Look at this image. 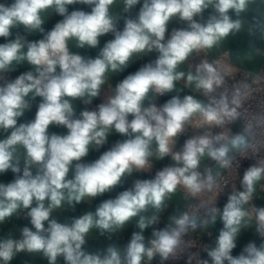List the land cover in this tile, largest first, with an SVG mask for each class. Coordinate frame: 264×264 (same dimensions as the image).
Returning a JSON list of instances; mask_svg holds the SVG:
<instances>
[{"label": "clouds", "instance_id": "clouds-1", "mask_svg": "<svg viewBox=\"0 0 264 264\" xmlns=\"http://www.w3.org/2000/svg\"><path fill=\"white\" fill-rule=\"evenodd\" d=\"M74 4L89 5L91 11L69 12L68 6ZM118 4L128 13L141 0L0 3V38L5 40L0 43V133L4 134L0 174H15L11 182L0 183V224L22 214L32 226L23 227L19 239L0 238V264H11L20 253L40 255L48 264H59L61 259L63 264H153L157 258L165 264L190 248L184 239L189 232L214 225L217 217L223 227L215 247L206 249L211 264H264V207L252 203L257 185L264 193V159L244 171L240 189L228 195L222 210L208 207L201 217L199 208L206 203L201 200L191 211L170 215L164 228L153 229L151 238L146 240L144 235L159 223L178 190L199 199L219 188V173L214 174L211 167L201 170L205 158L228 169L235 154L244 156L264 147V109L251 112L245 107L257 91L253 87L257 81L228 87L230 73L220 60L207 58L241 33L250 37L244 58L264 54L256 43H264V0H143L135 18L124 19L122 30L117 27L121 16L113 11ZM52 13L63 19L45 31V19ZM172 21L186 27L172 29L166 38ZM32 33L42 38L29 41L26 37ZM109 33L114 38L95 58L70 51L73 42L78 49L97 48L100 37ZM153 52L158 54L154 61L112 88L110 74ZM193 57L202 58L183 70ZM25 63L30 70L5 79V74ZM181 83L204 99L181 97L182 88L177 87ZM105 85L103 102L77 116L75 101L90 105ZM173 92L177 94L157 105L159 97ZM37 97L34 119L18 123ZM237 121L243 122L242 128L233 134L228 126ZM50 126H62L67 134L50 133ZM189 128L201 131L175 150ZM217 128L223 131L215 132ZM112 133L125 139L94 162H83ZM166 157L173 163L150 179H136L131 188L104 200L95 211L64 223L52 218L57 210L112 191L134 172H149L153 161ZM131 221L139 231L123 248L110 244L103 250H86L93 230L111 239ZM253 222L261 243L250 241L233 256L241 230ZM209 259L190 253L187 264H209Z\"/></svg>", "mask_w": 264, "mask_h": 264}, {"label": "crops", "instance_id": "crops-1", "mask_svg": "<svg viewBox=\"0 0 264 264\" xmlns=\"http://www.w3.org/2000/svg\"><path fill=\"white\" fill-rule=\"evenodd\" d=\"M12 0H0V3H11ZM143 0H141V4H138L135 6L134 9L131 10V12L125 13L123 12V5L118 4L114 7L113 11L120 14L121 19L118 22V29L122 30L124 27V19L125 18H135V16L138 14L140 7L142 6ZM69 12L73 10H83L86 12L91 11V6L84 5V4H74L68 6ZM211 9L205 12L204 16L205 18L209 14ZM63 17L56 13L50 14L45 19V23L43 25L45 31H50L54 25L62 20ZM199 19V18H197ZM186 27V25L179 21H172L168 25V32L166 33V38L168 35H170L172 29L174 28H182ZM15 36V31L13 33V37ZM29 41H34L42 38V34L40 33H32L28 34L26 37ZM114 36L112 33L106 34L102 37H100V43L97 48H86V49H78L75 47L74 42L70 44V51L73 53H78L86 57H92L95 58L98 55V52L100 48L104 46V44L113 39ZM0 43H5V40L3 38H0ZM257 45L264 51V43L257 41ZM250 45V37L246 33H241L235 37H230L225 43L218 49L213 50L209 57L211 59L217 57L220 53L226 51L229 52L231 55L232 63L235 67L246 69L253 74H257L260 71L264 70V55H255L251 60L244 58L245 52L248 50ZM157 53L153 52L150 54H147L145 56H142L134 61H132L129 66L124 69L122 72L114 73L109 75V83L111 84L112 88H115V85L122 81L127 75L134 73L137 71L140 67H142L144 64L152 62L156 59ZM30 65L27 63L19 65L15 71H12L15 76L20 75L21 73L30 70ZM188 63L182 66L183 70L188 69ZM178 88H182V91L180 92L181 97L183 95H194L197 96L199 99H204L203 96H201L199 93L192 92L191 89L183 88V84H178ZM108 85H105V91L102 92V95L98 98H94L93 101L98 100H104V95H107V89ZM176 92L168 93L167 94V100L170 99L173 95H176ZM92 101V102H93ZM40 102V98L37 97L33 101L32 108L25 113L23 117L20 118L18 123L20 122H28L34 119L38 104ZM166 100L159 97L156 100L157 105H162L165 103ZM85 104L81 101L77 100L74 103V107L76 110L77 116L79 115L80 111L85 110ZM131 119V117H129ZM231 130V133H237V126H233L229 128ZM223 131V130H222ZM50 133H56V134H67V129L64 127H57V126H50L49 128ZM4 138V134L0 133V139ZM125 139V137L117 134L112 133L107 142L98 150H92L90 151L89 155L85 158H83V162L85 163H91L94 162L96 159L100 157V155L107 150H110L111 147L117 142ZM182 137H179L177 144L179 145L182 142ZM210 159L205 158L201 163V169L205 168L208 165ZM173 161L170 157H166L163 160L153 161V165L162 166V165H170ZM21 167H23V163H21ZM71 171L69 174V178H71ZM15 178V174H13L11 171H8L6 173L0 174V183H9ZM152 178L150 172H140V173H133L130 177H128L122 185L117 186L110 192H106L100 196H97L90 201H84L80 204H77L74 208H67L62 210H57L52 213V218L57 219L59 222H70L72 218L79 217L83 215L84 213L88 211H95V208L104 200L115 198L118 193L121 191H124L128 188H131L133 185V182L136 179H150ZM261 184H264V181L261 182ZM240 186H234L229 191L228 195L233 190H239ZM264 193L260 190V185H257V193L253 200V204L256 207H264ZM228 196L226 198L225 204L227 203ZM198 199L193 198L191 196H187L183 190H178L177 193L172 197V199L168 203V207L165 210L164 213L161 214V218L158 224L153 225L149 228H147L144 231V235L146 240L148 238H151V234L154 228L160 229V226H165L168 223V217L170 215H177L182 211H186V206L188 203L197 201ZM245 207H248L247 205ZM32 227L30 224L29 219L25 218L22 214L19 217H13L9 221H7L4 224H0V238H6L8 236H11L12 238L19 239L21 235V229L23 227ZM223 227L222 222L220 221L219 217H217L216 223L214 225H209V227L201 229V233L203 238L211 239L212 245L210 248L215 247L216 238L219 235L220 229ZM139 231V229L136 226L135 221L129 222L125 228L117 233L114 234L111 239L108 238L107 235L101 236L96 230H93V232L88 237L87 243L85 245V248L89 252H95L97 250H103L110 244H116L120 247H124L127 245V243L130 241L131 236L134 232ZM250 241H255L257 245L261 243V238L258 236V234L255 231V223L253 222L250 227L243 228L241 230V233L237 237V247L233 250L232 254L233 256L238 255L244 246L249 243ZM206 258L207 257V251H206ZM11 264H48L47 259L40 255H29L26 253H20L18 254ZM59 264H63V260L61 259L59 261ZM153 264H159V258L153 261ZM209 264H211V261L209 259Z\"/></svg>", "mask_w": 264, "mask_h": 264}, {"label": "built area", "instance_id": "built-area-1", "mask_svg": "<svg viewBox=\"0 0 264 264\" xmlns=\"http://www.w3.org/2000/svg\"><path fill=\"white\" fill-rule=\"evenodd\" d=\"M263 51V50H262ZM264 55V54H262ZM202 57H193L189 64H195L199 62V59ZM210 61L211 60H220L226 72H229L230 75L226 77L227 86L231 87L234 84H237L242 81H247L248 83H253L254 80L257 82L253 84V87L257 89L254 94V97L245 105L251 112H257L264 109V70L260 71L257 74H253L252 72L235 67L232 63L231 55L229 52H222L217 57L211 59L208 55L207 57ZM13 73L9 72L5 74L6 80L15 79ZM3 83V81H0ZM114 89V88H113ZM161 98L167 101V94L161 96ZM102 103V100L93 101L90 105H86L85 109L93 110L96 108L97 105ZM242 121H237L232 125H229L228 128L233 126H237V132H239L242 128ZM201 130L189 128L185 131L180 137H182V142L179 145H176L175 150L179 151L185 140L190 138L192 135L199 134ZM215 132H220L222 129H215ZM264 159V147L260 148V150L256 153L249 152L247 155L241 156L240 154H235V159L233 160V164L228 169L220 168L218 165L215 164L214 161L209 160L208 165L206 167H211L213 173H219L217 176V181L219 184V188L212 193H205L201 196L197 201L188 203L186 206L187 211L193 210L196 206H198L201 200L205 201V206L199 208V215L204 217L207 213L208 207H217L219 209H223L225 205L226 198L228 196L229 191L234 186H240V180L243 176L244 171L252 166L253 164L257 163L258 160ZM168 165L157 166L153 165V168L149 171L151 176L154 177L156 171L162 169L163 167ZM204 169V168H203ZM203 169H201L203 171ZM264 200V198H263ZM253 203V202H252ZM165 226H160V229L164 228ZM189 244L190 248L180 257L175 260H170L165 262V264H187V257L190 253H198L199 258L207 259L206 258V249H209L212 245L211 239H205L202 236L201 229H197L195 232H189L187 236L184 238ZM195 264V261H193Z\"/></svg>", "mask_w": 264, "mask_h": 264}]
</instances>
